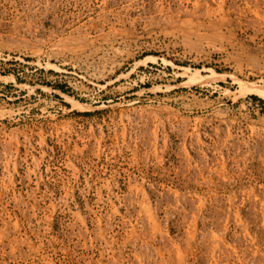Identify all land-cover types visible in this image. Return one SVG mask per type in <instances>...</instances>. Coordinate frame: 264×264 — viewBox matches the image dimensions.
Wrapping results in <instances>:
<instances>
[{"label":"rangeland","instance_id":"obj_1","mask_svg":"<svg viewBox=\"0 0 264 264\" xmlns=\"http://www.w3.org/2000/svg\"><path fill=\"white\" fill-rule=\"evenodd\" d=\"M254 95L264 0H0V264H264Z\"/></svg>","mask_w":264,"mask_h":264},{"label":"trees","instance_id":"obj_2","mask_svg":"<svg viewBox=\"0 0 264 264\" xmlns=\"http://www.w3.org/2000/svg\"><path fill=\"white\" fill-rule=\"evenodd\" d=\"M61 89H64L63 87L60 86ZM255 98H258L260 101L264 102V100L256 95H254ZM79 113V112H78ZM91 112H84V114H89Z\"/></svg>","mask_w":264,"mask_h":264},{"label":"bare ground","instance_id":"obj_3","mask_svg":"<svg viewBox=\"0 0 264 264\" xmlns=\"http://www.w3.org/2000/svg\"><path fill=\"white\" fill-rule=\"evenodd\" d=\"M70 100L73 101L75 104H79L77 100H73V99H70Z\"/></svg>","mask_w":264,"mask_h":264}]
</instances>
